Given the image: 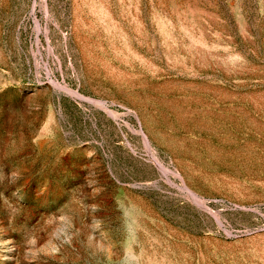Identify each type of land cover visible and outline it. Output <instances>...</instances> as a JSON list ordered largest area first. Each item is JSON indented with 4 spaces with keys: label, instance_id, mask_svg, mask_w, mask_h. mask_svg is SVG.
Returning a JSON list of instances; mask_svg holds the SVG:
<instances>
[{
    "label": "rangeland",
    "instance_id": "1",
    "mask_svg": "<svg viewBox=\"0 0 264 264\" xmlns=\"http://www.w3.org/2000/svg\"><path fill=\"white\" fill-rule=\"evenodd\" d=\"M0 264H264V0H0Z\"/></svg>",
    "mask_w": 264,
    "mask_h": 264
},
{
    "label": "bare ground",
    "instance_id": "2",
    "mask_svg": "<svg viewBox=\"0 0 264 264\" xmlns=\"http://www.w3.org/2000/svg\"><path fill=\"white\" fill-rule=\"evenodd\" d=\"M158 166H159L161 169H163L161 165L158 164ZM189 192H190V194L193 196V198H195L196 200H198V198L196 197V195H194L191 191H189Z\"/></svg>",
    "mask_w": 264,
    "mask_h": 264
}]
</instances>
